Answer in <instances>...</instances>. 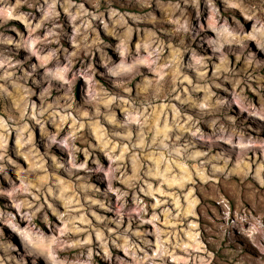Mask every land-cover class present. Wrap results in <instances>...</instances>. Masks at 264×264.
Returning a JSON list of instances; mask_svg holds the SVG:
<instances>
[{"label": "rangeland", "instance_id": "obj_1", "mask_svg": "<svg viewBox=\"0 0 264 264\" xmlns=\"http://www.w3.org/2000/svg\"><path fill=\"white\" fill-rule=\"evenodd\" d=\"M0 9V84L7 90H0V117L11 129L0 160V212L20 228L30 226L22 215L34 213L43 234L37 253L0 224L2 264H264V31L255 30L253 17L264 20V0H6ZM217 21L238 23L251 39L243 49L230 46L229 36L211 30ZM205 38L223 43L224 62ZM120 40L133 54L137 43L160 47L154 67L141 66L129 81L130 94L114 88L101 66L119 63ZM50 52L62 65L71 58L70 90L42 83L43 68L33 71ZM56 64L53 58L47 68ZM90 69L96 109L81 100L85 80L78 74ZM197 70L206 73L208 91ZM209 92L213 102L228 101L225 115L255 146L198 138L212 131L189 102H203ZM25 106L43 120L41 127L40 115L25 117L31 151L17 147L12 128ZM137 111L140 125L129 120ZM225 115L217 118L231 130ZM73 132L67 148L52 143ZM112 154L124 156L110 181L120 195L109 190ZM73 157L87 167L72 168ZM21 185L27 191L7 195ZM52 236L61 243L48 255Z\"/></svg>", "mask_w": 264, "mask_h": 264}, {"label": "clouds", "instance_id": "obj_2", "mask_svg": "<svg viewBox=\"0 0 264 264\" xmlns=\"http://www.w3.org/2000/svg\"><path fill=\"white\" fill-rule=\"evenodd\" d=\"M6 0H0V3H4ZM239 7V5H237ZM4 10L0 9V14H3ZM253 17L255 19V30L256 31H264V20H261L259 18H255V14L253 13ZM178 23V22H177ZM211 30H213L217 35H227L230 37L229 44L230 46L232 44L237 45L239 48L243 49L244 43L246 40L251 39V37L243 32V29L240 27L238 23H236L235 28L228 25V23L225 21L224 23H220L219 21L216 22L215 26H210ZM183 30L186 32L188 31L186 24L183 26ZM11 41H9L10 43ZM205 43H210L213 52L218 56V58L221 60V62H224L226 60V57L224 55V45L223 43L219 41H212L209 42L207 38H205ZM31 43V42H30ZM127 48V42L125 40H120V42L116 45L114 51L117 53V56L119 58V63H113L109 61L108 63H103L101 66L104 69V78L109 80V82L113 85L114 88L122 91L127 92L130 94V90L128 88L129 81L134 77L136 74V71L141 66H144L148 69H152L154 65L157 62V57L160 53V47L157 46L156 48L152 47L151 43H137L134 54L131 52V50L126 51ZM264 51V49H261ZM145 56L148 59H145ZM56 58L57 64L55 67V70L47 68V62L51 59ZM193 59H196L193 57ZM67 64L62 65L59 61V58L56 57L55 52H50L47 56L41 58V64L38 67H34L33 71H37L38 68L44 69V74L41 76V81L44 84H51L53 82L57 83V85L64 90H70L72 85V80L68 79V72L70 71L72 67V60L70 57L66 56ZM151 61V63H149ZM6 61H0V67L3 66V64ZM9 63V67H11V63ZM196 63L200 65L201 67L206 68V65L203 63L202 59H196ZM8 76H11V73L7 74ZM80 77H82L85 80L84 87L81 89V100L85 105L92 109H96L97 104V96L95 93V88L97 87L95 83V70L90 69L87 72H81L78 74ZM198 78L203 82L204 84V90L208 91L207 89V80L205 79L206 73L203 71L197 70ZM194 90H200L199 86L194 85ZM0 90L7 91L4 88L3 84H0ZM177 100H180L181 98L179 96L176 97ZM184 101H182L183 103ZM191 108H195L198 111V114L203 118L207 117L206 123L210 126L212 131V136L205 137L202 133L198 135V138L201 140L207 139L209 142L212 141L213 137H215V140L218 142H223L227 147L229 148H237V149H247L250 146H255L258 142L253 141L251 139H245L242 133L236 131L235 129V121L231 118L226 116V112L228 110L229 104L228 101L217 98L214 102L211 99V94H209L205 97L203 102L199 103H193L189 102ZM107 107V105H105ZM37 115L41 116V120L38 121V123L41 124V127L43 126V120H42V113L33 112L31 114L27 111V106L21 111L20 116L18 119H13L10 117V119H13L12 128H14L18 134V138L16 141L17 147L19 149H23L26 145L29 147V151H31V143L30 140H24L23 139V132L28 131L30 134V129L27 126V123L25 121L26 116L35 117ZM83 115V113H81ZM143 115L142 112L137 111V114L135 116H130L129 120L134 121L136 124H141L140 117ZM220 115H225V118L231 125V130L225 126L224 123H222L217 117ZM24 121L23 124L20 122ZM109 122L115 123V121L111 118H109ZM177 124L179 127H183V125H179V122L177 121ZM127 126V125H125ZM91 128V125H89ZM10 127L7 121L3 120L2 117H0V160L4 159V153L7 149V135L6 133L10 132ZM78 131V129H77ZM116 136H120L121 133L116 132L114 133ZM76 134L73 132L70 137L56 141L53 137L52 143L57 144V146L61 148H67L69 145V139L75 140ZM123 138H126L128 140H131V135L127 134ZM163 144V147L165 149L168 148V145L161 142ZM260 146L264 148V142H260ZM136 147H143V144L139 145H133V148ZM69 151H73V149H69ZM78 151V149H76ZM85 156H88V153L85 151ZM109 159L111 161L112 166L107 170V175L109 178V190L110 191H117L115 189H112L110 181L112 179H115V173L119 171L120 164L123 162L124 156L121 154L120 156H116L114 154L109 156ZM135 159V158H133ZM53 163L60 167L62 165H59L58 162L53 158ZM69 164L72 168L77 169H84L87 167L86 163L83 164H76L75 158L73 157L72 160L69 161ZM97 164V171L103 173L104 169L102 166H100L99 161H96ZM4 171V167L0 165V172ZM215 171V169H214ZM151 174V173H149ZM63 184L62 181L58 182L57 184V190H60V186ZM22 191H27V188L24 185H21L20 188H14L13 191L7 192L8 196H13L15 193H19ZM48 191L55 195V193L52 192V189L49 188ZM117 194L120 195V193L117 191ZM63 193L61 192V197ZM18 208L22 206V204L16 205ZM34 213H27L22 215V219L30 226L20 228L15 223V218L11 216L10 214H6L3 212H0V224L5 225L6 227H9L10 229H13L16 231L19 239L21 240L22 244L29 250L36 251L39 253L40 249L38 247V241L42 237V233L38 228H35L34 224L32 223ZM63 220V217H61ZM42 222L47 223L46 218H42ZM67 232V228H65L62 231L63 233ZM260 236L262 239H264V232L260 233ZM48 244L46 245L48 250V255H51L52 247L56 246L59 247L61 241L58 237L52 236L48 237ZM52 261H55V257L52 256ZM0 264H2V261H0Z\"/></svg>", "mask_w": 264, "mask_h": 264}]
</instances>
